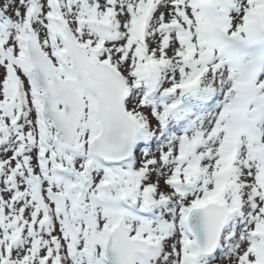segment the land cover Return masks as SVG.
Returning a JSON list of instances; mask_svg holds the SVG:
<instances>
[{"label": "snow or ice", "instance_id": "snow-or-ice-1", "mask_svg": "<svg viewBox=\"0 0 264 264\" xmlns=\"http://www.w3.org/2000/svg\"><path fill=\"white\" fill-rule=\"evenodd\" d=\"M0 264H264V0H0Z\"/></svg>", "mask_w": 264, "mask_h": 264}]
</instances>
